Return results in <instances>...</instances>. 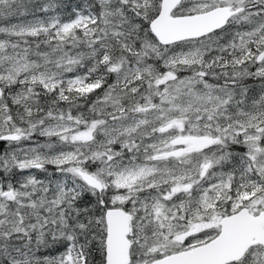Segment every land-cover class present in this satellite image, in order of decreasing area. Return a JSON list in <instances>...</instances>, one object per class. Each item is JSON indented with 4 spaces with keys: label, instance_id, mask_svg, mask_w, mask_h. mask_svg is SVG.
Listing matches in <instances>:
<instances>
[{
    "label": "snow or ice",
    "instance_id": "1",
    "mask_svg": "<svg viewBox=\"0 0 264 264\" xmlns=\"http://www.w3.org/2000/svg\"><path fill=\"white\" fill-rule=\"evenodd\" d=\"M0 264H264V0H0Z\"/></svg>",
    "mask_w": 264,
    "mask_h": 264
},
{
    "label": "trees",
    "instance_id": "2",
    "mask_svg": "<svg viewBox=\"0 0 264 264\" xmlns=\"http://www.w3.org/2000/svg\"><path fill=\"white\" fill-rule=\"evenodd\" d=\"M64 5H67V10L70 11L72 7L75 6L78 2H81V0H62Z\"/></svg>",
    "mask_w": 264,
    "mask_h": 264
}]
</instances>
